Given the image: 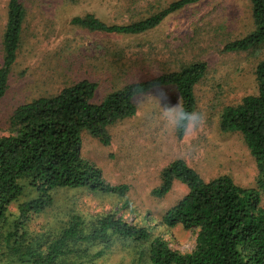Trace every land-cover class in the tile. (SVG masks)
I'll return each mask as SVG.
<instances>
[{"label": "rangeland", "instance_id": "1", "mask_svg": "<svg viewBox=\"0 0 264 264\" xmlns=\"http://www.w3.org/2000/svg\"><path fill=\"white\" fill-rule=\"evenodd\" d=\"M7 1L0 0V66ZM171 1L22 0L26 17L16 62L0 98V134L7 133L9 116L19 104L55 94L79 80L97 84L93 101L100 102L125 84L178 69L192 60L207 63L205 75L195 86L193 114L197 119H189L182 138L177 137L172 122L180 108L173 87L137 95L136 114L108 127V145L83 132L82 156L100 169L108 183L128 185L124 196L59 189L52 205L32 215L30 231L53 234L73 214L93 221L96 215L113 212L146 227L152 236H164L172 249L185 253L193 249L197 229L166 227L161 217L186 194L187 187L174 180L164 196L151 194L169 162L183 159L204 180L229 175L239 186H255L257 169L241 135L218 128L225 105L256 93L254 71L264 59V47L223 50L225 43L253 29L248 0H200L138 34L96 32L71 23L73 17L91 13L108 24H127L156 13ZM260 204L264 207V194ZM142 247L113 239L93 264H143L138 260Z\"/></svg>", "mask_w": 264, "mask_h": 264}, {"label": "trees", "instance_id": "2", "mask_svg": "<svg viewBox=\"0 0 264 264\" xmlns=\"http://www.w3.org/2000/svg\"><path fill=\"white\" fill-rule=\"evenodd\" d=\"M200 0H173L143 19L127 24H108L94 14L75 16L71 23L90 31L138 34L156 27L169 14ZM253 29L224 44V51L264 47V0H248ZM26 7L22 0H8L1 35L0 98L16 62ZM207 70L204 60H192L178 69L162 72L115 89L94 102L97 84L82 79L55 94L34 97L19 104L0 134V264H93L113 239L143 244V264H264V59L255 67L256 93L239 103L225 105L218 118L223 133H239L257 169L254 187H242L229 175L204 180L183 159L169 162L160 183L151 190L164 196L174 180L187 187L186 194L165 210L161 223L196 228L195 245L181 253L162 235L152 236L144 226L131 224L113 212L96 215L93 221L73 214L57 233L32 232L33 214L54 202L59 189H87L124 196L126 184H110L100 169L81 153L82 134L103 145L110 143L108 127L136 114L137 95L173 87L180 108L196 109L195 86ZM189 120L177 123L182 138ZM11 206L15 210L11 211ZM102 244V246H100Z\"/></svg>", "mask_w": 264, "mask_h": 264}, {"label": "clouds", "instance_id": "3", "mask_svg": "<svg viewBox=\"0 0 264 264\" xmlns=\"http://www.w3.org/2000/svg\"><path fill=\"white\" fill-rule=\"evenodd\" d=\"M189 119L194 121L197 119V117L195 114L189 113V112L185 111L183 108H181L179 111H177L176 113L173 114L172 122L175 125L177 123L184 122V121H187Z\"/></svg>", "mask_w": 264, "mask_h": 264}]
</instances>
